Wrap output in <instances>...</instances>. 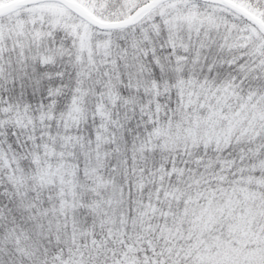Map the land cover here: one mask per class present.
Here are the masks:
<instances>
[{"label":"snow or ice","instance_id":"obj_1","mask_svg":"<svg viewBox=\"0 0 264 264\" xmlns=\"http://www.w3.org/2000/svg\"><path fill=\"white\" fill-rule=\"evenodd\" d=\"M0 264H264V0H0Z\"/></svg>","mask_w":264,"mask_h":264}]
</instances>
